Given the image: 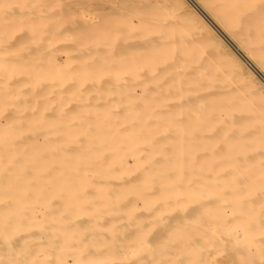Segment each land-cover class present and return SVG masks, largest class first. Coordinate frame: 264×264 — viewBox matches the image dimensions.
Wrapping results in <instances>:
<instances>
[{
  "label": "bare ground",
  "instance_id": "bare-ground-1",
  "mask_svg": "<svg viewBox=\"0 0 264 264\" xmlns=\"http://www.w3.org/2000/svg\"><path fill=\"white\" fill-rule=\"evenodd\" d=\"M228 1L0 0V264H264V22Z\"/></svg>",
  "mask_w": 264,
  "mask_h": 264
},
{
  "label": "rangeland",
  "instance_id": "rangeland-1",
  "mask_svg": "<svg viewBox=\"0 0 264 264\" xmlns=\"http://www.w3.org/2000/svg\"><path fill=\"white\" fill-rule=\"evenodd\" d=\"M223 3L227 5L231 4V6L233 7H239L240 10L239 12H241V14L239 13L241 19H244L246 21L254 20V21L264 22V0H229L228 2H223ZM253 12H258V13L255 14Z\"/></svg>",
  "mask_w": 264,
  "mask_h": 264
}]
</instances>
